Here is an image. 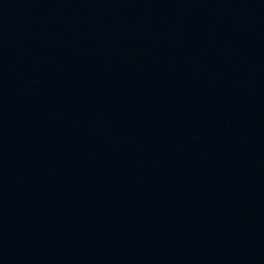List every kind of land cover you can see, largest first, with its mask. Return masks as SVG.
Listing matches in <instances>:
<instances>
[{"label":"water","instance_id":"obj_1","mask_svg":"<svg viewBox=\"0 0 264 264\" xmlns=\"http://www.w3.org/2000/svg\"><path fill=\"white\" fill-rule=\"evenodd\" d=\"M0 264H264V0H0Z\"/></svg>","mask_w":264,"mask_h":264}]
</instances>
